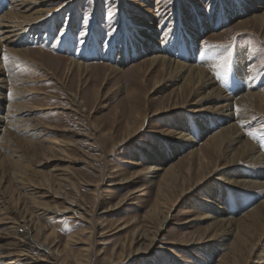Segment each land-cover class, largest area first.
<instances>
[{
  "label": "bare ground",
  "instance_id": "1",
  "mask_svg": "<svg viewBox=\"0 0 264 264\" xmlns=\"http://www.w3.org/2000/svg\"><path fill=\"white\" fill-rule=\"evenodd\" d=\"M72 3V0L57 2L53 9H47V2L43 0H0V208L5 216L0 221L6 222L4 231L7 232V237L1 239L0 243V264H32L36 250L52 258L53 264H68L71 261L74 264H89L90 261L88 258L86 263H82L70 250L75 237L73 235L67 238L65 249L60 253L47 243L48 221L61 213L59 200L68 203L64 210H73L74 215H89L90 211L69 200L66 189L73 190L74 182L67 176L52 174L53 177H45L40 184L33 180V176L40 173L33 165L37 152L49 157L63 153V150L46 145L47 141L35 131L37 126L24 119V97L33 91L29 92L27 87L30 81L28 74L23 75L21 70L24 68H19L27 63L31 53L27 45L38 39L33 29L48 22L50 17ZM178 7L180 11L184 10L182 1L178 2ZM241 14L251 16L252 24L264 30V0H234L232 10L226 9L221 19L217 20L221 21L217 25H223ZM179 15L182 16L181 13ZM154 21L152 18L151 22L143 20L138 24L140 36L132 42L129 53L116 65L104 66L109 79L112 75L121 74L127 61L145 54L146 60L142 63L147 66V71L139 74L140 70H137L136 73L143 78L144 91L147 93L148 83H153L156 93L154 99L162 102L167 99L171 103L163 110L168 112L166 119L171 135L160 143L152 144L149 152L141 156L147 163L145 185H157L160 198L171 207L167 212L158 205L153 207V211L149 212L156 226H136L132 236L123 241L121 251L114 249L110 259L105 258L103 261L125 264L130 259L133 262L138 256L147 255L150 247L167 229L171 210L184 197L192 198L201 189L202 198L189 205L193 207L199 221L208 225L202 236L206 242L200 247L209 257L207 259L210 260L218 248L230 242L228 253L223 260H219V264H248L252 258L256 259L254 264H264V129L259 130L256 138L249 135L252 119L262 118L264 121V78L257 75L250 77V80L245 79L246 75L251 76L253 72L250 58L245 57L247 54L243 55L240 47L241 51L236 50L233 71L227 85L218 78V72L210 64L207 66L206 62L210 60L208 51L201 54L204 62L199 63L198 41L200 43L201 34L209 28L206 19L202 18L197 26H184L177 41L166 49L161 46L162 38L155 34L157 28ZM133 25L136 26V23ZM239 32L253 33V30H248L240 22L235 33ZM39 51L44 58L49 56L42 49ZM78 51L80 54H77L82 58L98 55L96 52L90 53L85 46ZM123 51L118 52L121 55ZM5 54L8 56L7 61L4 60ZM63 61L59 58L61 66L66 63L68 74L77 72L82 77L93 68L81 60ZM168 89L171 91L166 95ZM74 98L76 102L77 96ZM184 105L187 107L182 109ZM139 129L134 125L128 126L125 140ZM202 141L203 148L199 147ZM182 151L188 152L186 171L182 172L179 167L172 165L168 167L172 157ZM161 171H165V175L155 181ZM119 183L127 184L129 180L122 178ZM18 189L17 200L21 201L24 211L20 212L22 218L15 223L13 215L17 211L9 206ZM8 195L9 198L6 197ZM47 198L53 201L49 202ZM123 205V200L110 204L103 213L113 214L122 210ZM54 234L53 229L49 237ZM203 239L174 238L166 245H180V241H187L186 245L202 244ZM91 246L90 240L84 244L83 251L87 252ZM163 250L169 251V248L164 247ZM114 256L118 257L117 261H113ZM209 260L205 264H211Z\"/></svg>",
  "mask_w": 264,
  "mask_h": 264
},
{
  "label": "rangeland",
  "instance_id": "2",
  "mask_svg": "<svg viewBox=\"0 0 264 264\" xmlns=\"http://www.w3.org/2000/svg\"><path fill=\"white\" fill-rule=\"evenodd\" d=\"M43 1L47 2V9H53L57 2L67 0ZM179 1L183 2L184 10H179ZM72 2L60 13L50 17L48 22L33 29V34L38 36V39L27 45L31 53L27 63L19 67L25 70H21L23 73L18 70L23 75L28 74L30 81L27 87L29 92L33 91L24 97L26 105L24 119L37 126L35 131L47 141L46 145H51L55 150H63V153L49 157L37 152L33 165L40 173L35 174L33 180L40 184L45 177L67 176L74 182L73 190L66 189L69 200L90 211L89 215L80 214V218L74 215L73 210L65 211L64 208L69 204L59 200L61 213L50 219L47 224L46 240L53 250L63 252L67 238L73 235L75 237L70 244V250L76 254L77 260L86 263L89 258V264H117L104 262L103 259H110L114 249L121 251L123 241L132 236L136 226L144 228L156 226L157 223L151 219L150 212L157 205L164 209V212L171 207L160 198L157 185L151 187L145 185L147 163L141 158L149 152L152 144L160 143L171 135V128L166 119L168 112L163 111L171 103L167 99L164 102L154 99L156 93L153 90V83H148L147 93L144 91L143 78L136 73L137 70H140L139 74L147 71L144 64L145 54L127 61L122 73L115 77L112 75L109 79L104 65L113 66L124 59L130 51L132 42L140 36L137 28H140L138 24L143 20L147 22H151L152 18L155 20L154 25L157 28L155 34L162 38L161 46L166 49L169 44L177 41L184 26L190 24L197 26L203 18L208 21L209 28L201 34L200 43L198 41L199 63L204 62L201 54L208 51L210 60L206 62L207 66L210 64L215 71L221 72L217 55L232 51L234 62L236 50L240 47L243 55L247 54L245 57L250 58L253 72L251 76L246 75L245 79L250 80V77L257 75L264 78V30L254 26L252 17L247 14H241L238 18L227 20L223 25H217L221 22L217 20L221 19L223 12L226 9L232 10L234 0H72ZM240 22L248 30H253V33H235ZM133 23H136L137 27ZM205 41L210 45H223L225 48L205 49L202 44ZM84 46L90 53L96 52L98 55L86 57L87 59L80 57L78 50ZM41 49L49 56L45 58L41 56L39 51ZM122 49L125 51L120 55L118 51ZM59 58L64 60L63 63L68 59L81 60L93 68L82 77L77 72L68 74L66 63L61 66ZM59 69L61 72L58 73ZM215 80L218 82L216 78ZM170 91L171 89L166 90L165 94H169ZM76 96L78 102L73 101ZM186 107L187 105H184L181 108ZM158 110L161 113H158ZM132 125L140 129L130 139L125 140L129 131L128 126ZM249 129L254 138L258 137L259 130L264 129L263 119H252ZM203 146L202 141L199 147ZM187 159L188 152L182 151L173 156L167 166L179 167L180 171L185 172L188 167ZM139 163L140 165H137ZM164 175L165 171H161L155 181L157 179L159 181ZM122 178H128L129 183L120 184ZM18 192L20 189L9 206L17 211L13 215L15 223L22 218L21 213L24 211L21 201L17 200ZM202 195L203 191L200 189L192 198L184 197L177 207L171 210L167 229L150 247L147 255L138 256L133 262L130 259L125 264H205L209 257L200 247L206 242L202 236L208 225L199 221L193 207L189 205L194 200H200ZM6 197L9 198L10 195ZM121 200L124 202L122 210L113 214L103 213L105 207ZM47 201L53 200L47 198ZM1 212L3 213L2 209L0 220L5 217ZM101 221L103 223L98 226ZM5 225L6 222L0 221V243L1 239L7 237ZM53 229L55 234L49 237ZM184 237L204 241L202 244L186 245L187 241H180L182 245H166L170 239ZM88 238H91L92 246L84 252V244L90 242ZM229 243L214 252L209 260L211 264H219V260L226 257ZM164 247H168L169 251L163 250ZM34 253L32 264H53L52 258L41 251L36 250ZM114 257L113 261H117L118 257ZM255 260L252 258L248 264H254ZM68 264L74 263L71 261Z\"/></svg>",
  "mask_w": 264,
  "mask_h": 264
},
{
  "label": "snow or ice",
  "instance_id": "3",
  "mask_svg": "<svg viewBox=\"0 0 264 264\" xmlns=\"http://www.w3.org/2000/svg\"><path fill=\"white\" fill-rule=\"evenodd\" d=\"M203 47L205 49L210 48H225L223 45H210L206 41L202 42ZM4 60H8L7 54L4 55ZM218 60V66L222 70L221 72L216 73L219 79L223 80L225 85H227L230 74L233 71V52L232 51H226V53H220L217 55ZM9 98L11 99L12 96L10 95ZM251 135V133L249 134Z\"/></svg>",
  "mask_w": 264,
  "mask_h": 264
}]
</instances>
